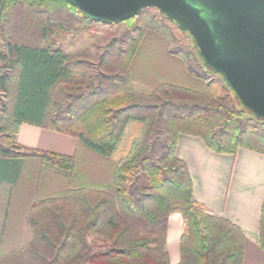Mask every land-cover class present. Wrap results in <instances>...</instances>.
Segmentation results:
<instances>
[{
    "label": "trees",
    "instance_id": "1",
    "mask_svg": "<svg viewBox=\"0 0 264 264\" xmlns=\"http://www.w3.org/2000/svg\"><path fill=\"white\" fill-rule=\"evenodd\" d=\"M34 8L48 15L66 10L65 20L83 29L100 23L68 0H0V28L10 13L18 22L9 25L10 34L25 21L35 24L40 38L62 28L49 16L35 23ZM145 12L118 23L131 32L126 48L115 41L101 59L104 66L118 63L122 73H87L74 54L13 36L0 53L1 69L8 72L0 73V137L6 144L0 142V183L9 188L0 211V264H171L166 233L172 212L184 221L177 264H243L244 234L193 199L176 144L183 133L200 138L215 153L233 155L246 148L264 155V120L203 65L189 33L160 12L159 17ZM172 28L190 38L187 51L170 45ZM158 41L170 59L183 62L179 83L136 73ZM222 88L232 94L231 103L221 101ZM131 122L139 123L135 136L119 159H111ZM21 123L75 136L78 148L64 155L21 146L15 141ZM90 157L102 163L100 180L83 171ZM28 159L62 177L63 186L32 198L10 228L9 197ZM89 235L102 242L100 250H93ZM258 246L264 252V200Z\"/></svg>",
    "mask_w": 264,
    "mask_h": 264
},
{
    "label": "water",
    "instance_id": "2",
    "mask_svg": "<svg viewBox=\"0 0 264 264\" xmlns=\"http://www.w3.org/2000/svg\"><path fill=\"white\" fill-rule=\"evenodd\" d=\"M89 20L119 23L156 8L189 33L203 65L264 120V0H68Z\"/></svg>",
    "mask_w": 264,
    "mask_h": 264
},
{
    "label": "rangeland",
    "instance_id": "3",
    "mask_svg": "<svg viewBox=\"0 0 264 264\" xmlns=\"http://www.w3.org/2000/svg\"><path fill=\"white\" fill-rule=\"evenodd\" d=\"M34 9L36 10V13H39L37 16L35 15V18L32 17V19H35V23L37 17L44 19L46 16H49L52 21L62 24V28L55 26L53 30H48L46 37L40 38L35 24L33 22L30 23L25 21L24 23L20 22V26L17 29L12 28L13 34H10L12 32L10 31L11 29L9 25L18 23L14 18L16 16L15 13H10L7 15V20L2 23L0 28V53L6 52L7 42L13 36L14 40L20 39L33 44H45L65 53L74 54L75 58L81 59V61L85 62L84 64L87 68V73H117L118 69L120 70V68H118V63L111 62L112 64L109 63V65L108 63H105L104 66V64L101 63V59L103 55L106 54V50L112 48L110 45L115 41L120 42H118L117 45H120L122 49L126 48L124 41L131 32H127L124 25L118 23H97L90 24L87 28L83 29L78 25L72 26L68 23L69 20H65L67 17L66 10H53L52 14L48 15V12L46 11H42L39 8ZM143 11H146L145 13H147V16L150 14L151 16L159 17V11L156 8H144ZM58 16H60V18L56 21L55 18ZM172 31L174 36H171L169 42L172 48L179 47L181 50L187 51V47L191 43L190 38L181 34L179 31H176L174 28H172ZM161 46V41H158L154 54L147 55V59H142L143 66L142 68L139 67L141 70L136 73H154L157 78L165 80L168 78V82L179 83L181 77H179V74L177 73H183L184 64L182 61H179V58V60L170 59V56L168 57L167 54H165L166 49H161ZM0 73H8L6 70L1 69V63ZM216 81H218V79ZM217 83H220V81ZM3 96L4 94L0 90V101ZM232 98V94L227 89L222 88L220 93L221 101L225 104H229L231 103ZM138 125L139 123L136 125L135 122H131L128 125L124 137L118 144L117 150L110 156L111 159L117 160L125 153L132 138L136 134L135 129H137ZM0 142L6 145L2 137H0ZM89 160V164L83 165V171L89 176L90 180H100V164H102L100 159L90 157ZM40 164L41 163L38 159H28L23 164L19 180L11 190V196L9 197L8 218L9 220L11 219L9 222L10 228H13V226H15L14 223L20 221V216L26 213L32 198L42 197L46 193L54 192V188L63 186L62 177L55 175V173L49 170H41ZM49 167L51 170L61 173V170L54 166L50 165ZM8 191L9 188L7 190V187L0 183V211L5 203ZM88 240L90 241L93 250H100V248L103 247L102 242L97 240L94 236L89 235ZM249 254L250 253L248 252V255ZM251 258L252 260H257L255 255H252Z\"/></svg>",
    "mask_w": 264,
    "mask_h": 264
},
{
    "label": "crops",
    "instance_id": "4",
    "mask_svg": "<svg viewBox=\"0 0 264 264\" xmlns=\"http://www.w3.org/2000/svg\"><path fill=\"white\" fill-rule=\"evenodd\" d=\"M15 141L21 146L64 155H73L78 148L75 136L29 123L19 125ZM176 155L188 168L193 199L207 211L230 220L244 234L243 264H264V252L258 246V220L264 200V155L246 148H239L233 155L215 153L200 138L183 133L178 136ZM183 224L179 212L169 214L166 249L171 264L179 260ZM252 255L257 260H252Z\"/></svg>",
    "mask_w": 264,
    "mask_h": 264
}]
</instances>
